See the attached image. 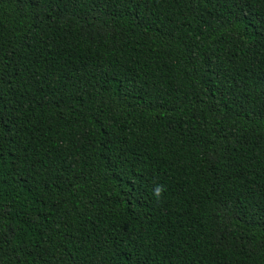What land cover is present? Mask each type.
<instances>
[{"label":"trees","instance_id":"trees-1","mask_svg":"<svg viewBox=\"0 0 264 264\" xmlns=\"http://www.w3.org/2000/svg\"><path fill=\"white\" fill-rule=\"evenodd\" d=\"M0 264H264V0H0Z\"/></svg>","mask_w":264,"mask_h":264},{"label":"clouds","instance_id":"clouds-1","mask_svg":"<svg viewBox=\"0 0 264 264\" xmlns=\"http://www.w3.org/2000/svg\"><path fill=\"white\" fill-rule=\"evenodd\" d=\"M161 191H162V188H161L160 186H156V187L154 188V194H155L156 196H159L160 193H161Z\"/></svg>","mask_w":264,"mask_h":264}]
</instances>
